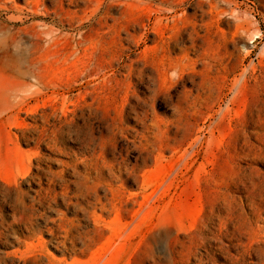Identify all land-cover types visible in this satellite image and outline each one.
<instances>
[{"label": "rangeland", "instance_id": "obj_1", "mask_svg": "<svg viewBox=\"0 0 264 264\" xmlns=\"http://www.w3.org/2000/svg\"><path fill=\"white\" fill-rule=\"evenodd\" d=\"M263 203L264 0H0V264H227Z\"/></svg>", "mask_w": 264, "mask_h": 264}, {"label": "bare ground", "instance_id": "obj_2", "mask_svg": "<svg viewBox=\"0 0 264 264\" xmlns=\"http://www.w3.org/2000/svg\"><path fill=\"white\" fill-rule=\"evenodd\" d=\"M224 1V0H223ZM70 3V2H69ZM84 37V36H82ZM16 108H18V111L21 110L22 102H18L15 104ZM16 126H20L19 123H17ZM42 129V128H41ZM99 169V167H98ZM110 171V170H109ZM28 174L27 170L24 171L21 175V177H24ZM4 181L7 183H11L9 178L2 177ZM98 184L101 183V179H98ZM10 185V189L13 191V193L6 198L5 203L9 208L11 207V210L13 213H19L20 214V220L17 225L19 226V232L20 235L24 238L26 237H36L37 235H40L41 232H43L42 227H35L34 223H32V219L34 216V210L33 205L29 204L28 202H25V197L22 194L23 191L17 190L14 186L16 184V181H13ZM106 188L111 191L110 184H106ZM40 192V191H39ZM45 192V191H44ZM39 194V193H38ZM44 198V197H43ZM41 204L43 200H40ZM227 201V200H226ZM44 202V201H43ZM39 203V204H40ZM97 203L100 204L99 209L102 212L106 211V203H102L100 199H97ZM111 206H115L113 202V197H111L108 200V203ZM264 205V203H263ZM228 215V214H227ZM247 219L249 221V224L255 223V222H261L262 225H259L257 227H251L250 231L248 233V237H246V241L243 243L235 244L239 246V251L235 254L231 255L227 252H223V250H228L232 247V245H222L220 248L221 253H225L227 255V264H264V217H259L258 214L255 212L246 213ZM227 221L225 222H219L218 227L216 228V232L214 233L216 237L223 239H234L235 241H238L239 237H242L244 235L243 230L238 227L237 225L230 224L229 222H232L231 218H226ZM247 224V223H246ZM14 225L12 223H9L7 225V228H11ZM21 226V228H20ZM48 231L49 228H46ZM51 232H54V230H51ZM247 234V233H246ZM2 233H0V243L2 239ZM19 242H22V240H19ZM56 247L60 248L59 252L62 255L68 254V251H71L73 253L76 252L74 249V237L67 233L63 236V239L61 240H55ZM70 244L71 247H68L67 245ZM233 245V246H235ZM32 257H34V253L31 254ZM255 257L256 261H250L247 262V258ZM28 262V261H27Z\"/></svg>", "mask_w": 264, "mask_h": 264}, {"label": "trees", "instance_id": "obj_3", "mask_svg": "<svg viewBox=\"0 0 264 264\" xmlns=\"http://www.w3.org/2000/svg\"><path fill=\"white\" fill-rule=\"evenodd\" d=\"M47 203L49 204V200H44V203H42V205H40L39 202L36 203V205H35L36 210L34 211V215H35V214H38L39 211L41 210V208H43L44 206H46ZM38 208H39L40 210H37ZM35 227H42V228H43V232H42V234H46L47 236H49L48 238L51 239V243H50V244H52V245H56L54 241H55V240H58V239H57L56 237H51V235L47 233L46 228H48V227H47L46 225H39L38 223H34V228H35ZM7 232H8V233H12V232H11V229L6 230V231L4 232V234H3V236H2V239L5 238ZM18 235H19V234H18ZM18 235H17V237L14 238V243H17L18 240H20V238H18ZM2 243H3V242H2ZM2 243H0V244H2ZM53 243H54V244H53ZM53 247H54V246H53Z\"/></svg>", "mask_w": 264, "mask_h": 264}]
</instances>
